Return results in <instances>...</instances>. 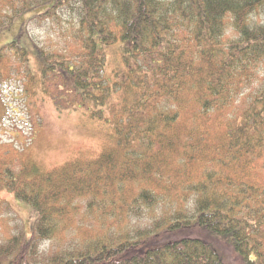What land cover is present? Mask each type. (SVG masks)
<instances>
[{"label": "trees", "instance_id": "trees-1", "mask_svg": "<svg viewBox=\"0 0 264 264\" xmlns=\"http://www.w3.org/2000/svg\"><path fill=\"white\" fill-rule=\"evenodd\" d=\"M21 12L24 79L31 52L42 92L113 121L115 146L0 163V191L36 214L26 233L0 200V264H264V0H0V27ZM116 42L122 83L105 77ZM117 88L138 108L110 120Z\"/></svg>", "mask_w": 264, "mask_h": 264}, {"label": "rangeland", "instance_id": "rangeland-1", "mask_svg": "<svg viewBox=\"0 0 264 264\" xmlns=\"http://www.w3.org/2000/svg\"><path fill=\"white\" fill-rule=\"evenodd\" d=\"M22 13L14 15L11 21L0 27V71L5 77L7 74L11 76L10 80L6 81L4 77L2 84L0 82V119L3 116L0 125V163L19 158V161L29 160V163L49 170L76 159L86 161L98 157L103 151L115 146L114 130L111 127L113 121L106 122L103 118L91 117L80 108L58 109L40 88V69L30 55L31 52L27 63V68L31 70L30 82L24 79V74L20 73V65L10 55L14 48L7 47V44L13 41L20 47L32 49V52L37 50L34 44L31 46L28 37L21 34V28L18 30ZM23 17L26 18L27 15ZM32 31L31 34L41 37L43 44L54 37L46 29ZM20 34L21 37L18 38ZM104 52L105 77L110 82L122 83L121 76L125 66H120L122 55L119 43L110 44L104 48ZM117 89L106 100L104 114L110 120L117 119V115L113 118L114 115L123 113L124 107L128 106L135 111L138 108L135 91ZM217 131L219 137L221 130ZM216 142L211 144V149ZM255 176V179L264 183L262 170L258 169ZM0 197V200L5 199L10 203L25 232L29 233L36 215L31 205L6 191H0Z\"/></svg>", "mask_w": 264, "mask_h": 264}]
</instances>
